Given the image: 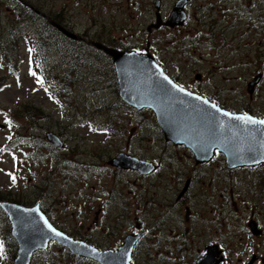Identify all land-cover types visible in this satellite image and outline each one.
I'll return each instance as SVG.
<instances>
[{
	"label": "rangeland",
	"instance_id": "374dc122",
	"mask_svg": "<svg viewBox=\"0 0 264 264\" xmlns=\"http://www.w3.org/2000/svg\"><path fill=\"white\" fill-rule=\"evenodd\" d=\"M175 1L161 0L163 19ZM187 1L184 24L149 29L154 0H0V201L38 203L53 225L100 249L142 231L133 264H195L206 245L221 250L218 264H264V164L197 163L164 139L152 110L121 100L112 61L93 51L95 41L147 51L179 85L264 117V0ZM55 21L79 38L58 31L41 47L40 70L32 51L40 25ZM71 50L82 55L75 68ZM120 152L155 169L117 170L108 161ZM10 229L0 208V264L16 256ZM30 264L97 263L55 242Z\"/></svg>",
	"mask_w": 264,
	"mask_h": 264
},
{
	"label": "water",
	"instance_id": "95a60500",
	"mask_svg": "<svg viewBox=\"0 0 264 264\" xmlns=\"http://www.w3.org/2000/svg\"><path fill=\"white\" fill-rule=\"evenodd\" d=\"M186 2L187 0H177L168 17L162 20L159 13L161 0H154L155 23L148 28H157L162 23L169 27L183 24L186 18L184 10ZM60 29L66 36L77 37L72 32ZM97 45L112 59L118 94L122 101L136 109L152 110L164 139L189 148L197 163L210 160L215 150L224 154L228 168L264 162V125L246 124L234 117L247 115L255 120L264 118L249 113H231L207 98L180 86L163 71L150 53L121 50L98 43ZM255 76L247 83L249 93L261 77L260 74ZM174 85L177 87H173ZM180 88L184 91H180ZM212 105H216V108ZM223 112L231 113L232 116H224ZM45 137L53 146H62L61 140L53 132L48 131ZM108 163L122 169H135L141 174H148L155 169L152 162L125 152L118 153ZM0 207L8 217L11 225L10 234L17 242L16 256L12 264H30L32 254L45 249L52 241L65 246L74 254L99 264H131L133 247L142 235V232L129 233L124 236L122 244L116 250H97L54 226L38 204L24 206L2 200ZM49 225L62 235H55ZM250 229L255 232L253 223L250 224ZM217 248V245L206 246L205 253L195 264H218L222 256H219L221 250Z\"/></svg>",
	"mask_w": 264,
	"mask_h": 264
},
{
	"label": "trees",
	"instance_id": "16d2710c",
	"mask_svg": "<svg viewBox=\"0 0 264 264\" xmlns=\"http://www.w3.org/2000/svg\"><path fill=\"white\" fill-rule=\"evenodd\" d=\"M54 18H56V16H54ZM56 23H58V22H56ZM58 31H59L58 28L56 26H53L51 24V22L49 24L46 23L43 26L40 25V29H39V32H38V33H40V37L36 41V44H35L36 46L34 45V49L32 51L33 52V66H37L38 69H40L43 58L41 56H38V55L41 54V52L43 53V51L45 50V48L41 49V47H46L48 43L55 42V40H56V39H54L55 36L57 37L60 34ZM60 37L64 38V39L66 38V36H64L63 34ZM106 43L112 44L114 47L120 48V46L114 45L111 42L106 41ZM121 49H125V47H121ZM34 51H35V55H34ZM93 51H95L98 54H100L99 57H100L101 60H108L109 59L108 55L106 53H104L102 50L94 48ZM69 54L71 55L70 61L72 62V68L77 67L76 64L78 62H81L82 55L79 54L77 52V50H71L69 52Z\"/></svg>",
	"mask_w": 264,
	"mask_h": 264
},
{
	"label": "snow or ice",
	"instance_id": "6c2138e0",
	"mask_svg": "<svg viewBox=\"0 0 264 264\" xmlns=\"http://www.w3.org/2000/svg\"><path fill=\"white\" fill-rule=\"evenodd\" d=\"M32 75H36L35 73H32ZM166 80L168 79L167 77H164ZM38 82H42V81H38ZM169 83H171V81H169ZM173 87H177V86H173ZM180 91H184L183 88H180L179 89ZM197 99H199V97H197ZM205 103H207V101H205ZM213 108H216V105H212ZM217 111H220L219 109H217ZM224 116H232L231 113H228V112H223L222 113ZM235 119L237 120H242L244 121L246 124L247 123H251V124H257V125H264V120H255V119H252L251 117L247 116V115H244V116H237V117H234ZM13 180H15V177L13 176L12 177ZM49 228L51 229V226L49 225ZM53 232H55V229H51ZM55 235L57 236H60L62 235L61 233L59 232H55ZM0 250H2V246H0Z\"/></svg>",
	"mask_w": 264,
	"mask_h": 264
},
{
	"label": "flooded vegetation",
	"instance_id": "af4514ba",
	"mask_svg": "<svg viewBox=\"0 0 264 264\" xmlns=\"http://www.w3.org/2000/svg\"><path fill=\"white\" fill-rule=\"evenodd\" d=\"M186 7H187V5H186ZM187 16H188V14H187ZM92 41H94V40H89L88 42L92 45V46H94V44H93V42ZM95 42H97L98 44H102V45H105V46H108V47H113V48H116V47H114L112 44H108V43H106V41H104V42H101V41H95ZM97 43H95V46L94 47H96L97 49H99V50H102L101 48H99L98 47V45H97ZM91 47V46H90ZM103 51V50H102ZM104 52V51H103ZM107 54V53H106Z\"/></svg>",
	"mask_w": 264,
	"mask_h": 264
},
{
	"label": "bare ground",
	"instance_id": "6f19581e",
	"mask_svg": "<svg viewBox=\"0 0 264 264\" xmlns=\"http://www.w3.org/2000/svg\"><path fill=\"white\" fill-rule=\"evenodd\" d=\"M52 24H53V23H52ZM54 25H56V27L58 28V30H59L60 33H62L63 35H65V34L61 31V29H60V28H62V29H64V30H66L65 27H63L62 25L59 26V24H57V23H55V22H54ZM66 31H67V30H66Z\"/></svg>",
	"mask_w": 264,
	"mask_h": 264
}]
</instances>
